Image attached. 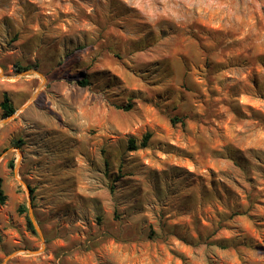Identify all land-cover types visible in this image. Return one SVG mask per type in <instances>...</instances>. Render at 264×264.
I'll list each match as a JSON object with an SVG mask.
<instances>
[{"label": "rangeland", "instance_id": "rangeland-1", "mask_svg": "<svg viewBox=\"0 0 264 264\" xmlns=\"http://www.w3.org/2000/svg\"><path fill=\"white\" fill-rule=\"evenodd\" d=\"M0 177V264H264V0H0Z\"/></svg>", "mask_w": 264, "mask_h": 264}, {"label": "trees", "instance_id": "trees-1", "mask_svg": "<svg viewBox=\"0 0 264 264\" xmlns=\"http://www.w3.org/2000/svg\"><path fill=\"white\" fill-rule=\"evenodd\" d=\"M88 83H89V82H88V81H85V80L81 81V84H82L83 86L88 85ZM1 108H2V110H3V112H4V115H5L6 118L12 116V115L15 114V112H16V109H15L14 106L12 105L11 100H10V98H9V96H8L7 94H4L3 101H2V103H1ZM127 109H128V110L131 109V106H129V108H127ZM173 121H174V123H175V122H181V120L178 119V118H175ZM181 123H182V122H181ZM151 138H152V135H151V134H147V135L144 137L141 146H137L136 142H135L134 140H131V141H130V148H131L132 150H137V149H139L140 147L145 148V147L148 146V144H149ZM19 142H20V141H19ZM10 167H11V168L13 167V162L10 164ZM3 186H4V181H3V179L0 177V204H5L6 201H7V195L5 194V191H4V187H3ZM31 192H32V194H33V193H34V190L31 189ZM19 212H20L21 214H26V213H27V208H25L24 206H21V207L19 208ZM27 221H28V226H29V228H30L32 231H34V228H33V225H32V221L30 220L29 217L27 218Z\"/></svg>", "mask_w": 264, "mask_h": 264}, {"label": "water", "instance_id": "water-1", "mask_svg": "<svg viewBox=\"0 0 264 264\" xmlns=\"http://www.w3.org/2000/svg\"><path fill=\"white\" fill-rule=\"evenodd\" d=\"M11 117H12V116H10L8 119H10ZM29 197H30V193H29ZM30 217H31V221H32V223H33V225H34L36 231L39 233V235H40V237H41V239H42V243L44 244V243H45V239H44V237H43V234H42V232H41L39 226L37 225V223H36V221H35V218H34V216H33V213H32V211H31V209H30Z\"/></svg>", "mask_w": 264, "mask_h": 264}]
</instances>
